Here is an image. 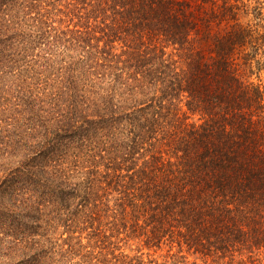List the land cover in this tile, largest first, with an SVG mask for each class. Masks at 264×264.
I'll return each instance as SVG.
<instances>
[{
    "label": "trees",
    "instance_id": "trees-1",
    "mask_svg": "<svg viewBox=\"0 0 264 264\" xmlns=\"http://www.w3.org/2000/svg\"><path fill=\"white\" fill-rule=\"evenodd\" d=\"M260 0H0V264H264Z\"/></svg>",
    "mask_w": 264,
    "mask_h": 264
},
{
    "label": "rangeland",
    "instance_id": "rangeland-1",
    "mask_svg": "<svg viewBox=\"0 0 264 264\" xmlns=\"http://www.w3.org/2000/svg\"><path fill=\"white\" fill-rule=\"evenodd\" d=\"M260 1H262L263 5H264V0H260ZM263 77H264V73H263Z\"/></svg>",
    "mask_w": 264,
    "mask_h": 264
}]
</instances>
